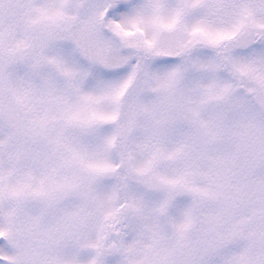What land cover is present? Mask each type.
Returning <instances> with one entry per match:
<instances>
[{
    "label": "snow or ice",
    "instance_id": "snow-or-ice-1",
    "mask_svg": "<svg viewBox=\"0 0 264 264\" xmlns=\"http://www.w3.org/2000/svg\"><path fill=\"white\" fill-rule=\"evenodd\" d=\"M0 264H264V0H0Z\"/></svg>",
    "mask_w": 264,
    "mask_h": 264
}]
</instances>
